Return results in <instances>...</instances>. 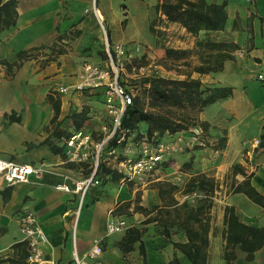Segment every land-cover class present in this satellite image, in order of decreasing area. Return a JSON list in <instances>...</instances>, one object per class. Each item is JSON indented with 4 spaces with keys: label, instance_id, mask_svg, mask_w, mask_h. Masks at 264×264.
I'll use <instances>...</instances> for the list:
<instances>
[{
    "label": "crops",
    "instance_id": "1",
    "mask_svg": "<svg viewBox=\"0 0 264 264\" xmlns=\"http://www.w3.org/2000/svg\"><path fill=\"white\" fill-rule=\"evenodd\" d=\"M10 1L14 4L8 6ZM195 1L203 9L220 6L226 16L223 30L200 32L199 35L209 33L210 37L236 46L237 55L224 63L222 71L199 78L208 86L232 88L230 98L205 108L199 113V120L212 130L225 131L228 151L236 152L238 145L243 149L241 153L246 151L247 161L236 160L225 169L237 166L234 185L247 180L264 197V149L260 147L261 152L256 155L253 144L242 145L247 138L253 137L249 133L252 115L256 114L254 127L258 129L254 135L259 136L255 140L261 142L264 126V98L256 104L253 95L255 90L264 92V84L256 80L257 74H264V0ZM161 2L163 0L1 1V5H5L4 11L10 13L3 19L14 25L0 30V60L15 63L19 52H27L30 58L12 78H8L6 69L0 66V159L40 168L44 173L40 180L31 176L27 184L8 186L0 181V264L25 262L27 252L17 221L24 211L35 214L47 239L42 247L44 257L54 264H73V234L81 255L94 241H100L103 264H191L184 251L174 247V244L189 245L184 220H180L183 233L179 240L166 231L161 233L154 226L156 222L148 220L150 212L147 208L144 216L135 210L132 203L135 190L131 191L130 182L113 181L101 174L95 176L100 184L90 187L80 198L74 191L75 184L88 178L93 171L89 146L82 150L87 152V159L78 163L70 161L66 147L63 148L69 139L51 138L53 132L73 137L83 132L91 135L99 128L100 118L91 112L103 108L102 101L82 100L75 95L59 96L54 91L76 84L85 64L101 67L105 60V41L111 45L122 44L126 50L148 48L153 52L160 51L159 54L164 56L163 49L152 47L153 29L168 32L176 27L177 35L181 37H176L173 43L181 49L187 47L186 38L182 37L192 35L156 11ZM238 52L242 55L238 56ZM48 96L60 103V113L54 124L51 123L54 113ZM86 107L91 112L85 114L82 129L75 131L68 118L75 112H86ZM59 122L62 123L57 128ZM88 122L96 127L90 129ZM66 126L68 128L64 130ZM48 138L52 145L62 149L60 153L50 150L45 143ZM103 164L112 170L113 163L104 159ZM218 169H214L216 175L210 178L215 183L219 179ZM160 181H164L163 178L157 177L147 184L160 185L163 183ZM57 186L69 190H59ZM218 195L216 191L212 198L214 204L208 221H202L208 224V243L202 246L204 264H264V245L253 253L251 260H247V253L240 244L228 246L224 239L225 208H232L241 224L264 230V207L243 193L232 191ZM112 216L124 218L130 229L139 233L131 249L120 246L128 236L126 230L107 234V223Z\"/></svg>",
    "mask_w": 264,
    "mask_h": 264
},
{
    "label": "rangeland",
    "instance_id": "2",
    "mask_svg": "<svg viewBox=\"0 0 264 264\" xmlns=\"http://www.w3.org/2000/svg\"><path fill=\"white\" fill-rule=\"evenodd\" d=\"M160 24L161 23L156 25L160 26ZM177 34L176 27L170 29L168 32L162 31V29L158 28L153 29L154 44H152V47H154V49H163L164 56L159 54L160 51L153 52L148 48L142 51L139 48L126 50L124 46L120 44L125 53L121 57L123 61V68L119 71L118 81L124 88H126V90L131 92L133 98L139 97L141 99L145 110H152L149 107L150 97L147 92L148 85L144 83L145 80L151 77L183 79L186 74L193 71L195 66L199 65L200 54L203 58L207 56V50L197 49L196 42L200 40L204 41L206 39L224 42L217 40L215 37H210L209 33L198 35L195 39L193 36H183V39L186 38L184 42L187 47L185 49H181L180 45L173 43V40L176 37H181V35ZM168 42L171 43L168 44ZM114 46L115 44L111 45L105 41L104 48L106 58L100 67L101 69L109 70L107 50L113 54L112 49ZM166 48H172L174 50H187L188 53L180 60H166ZM227 50L231 51L230 54L234 57L237 56L236 49L229 50L227 48ZM129 55H131V57H129ZM191 77L200 78L201 76L192 73ZM74 85L64 87L67 88L66 94L60 93L58 91L59 88H57L54 93L59 96L75 95L82 100L102 101L101 103L103 104V108L100 107L98 111L94 110L91 112L89 107H86L88 108L86 113L94 112L95 114H98L100 118L99 128L97 127L90 135L89 150L91 155H89V158H91L93 162V146L102 138L101 127L109 122V118L104 107V93L103 90H77ZM253 95L257 100L256 104L264 98V92L257 90L254 91ZM166 111L171 113V118L174 122H176V124L188 126L191 129H200L201 137L204 141L203 145H196L192 148H183L182 151L172 157H169L150 174H146L141 179L131 181L130 188L131 191L135 190L132 202L135 204V207L140 206L147 208L150 212L148 220L156 222L154 226L158 228V231L161 233L166 231L169 235H172L173 239L179 240L180 235L183 233L182 228H180V220H184V225H192L194 228H196L197 225L191 220L193 214L198 215L202 221H208L209 214L211 213V209L214 204L212 200L214 193L217 191V193H219L218 196H224L228 193H232L233 191L234 173L238 171V169L235 165H232L228 169H225V166H228V164L234 163L239 159L247 161V156L245 154L246 151L241 153L243 149L240 145L237 146V151H240L239 153L237 151L234 152V150L233 152L228 151V149H226L227 138L225 131L220 129H210L206 123L199 120V112L191 108L181 109L171 107L166 109ZM251 117L252 119L250 120L251 126L249 128V133L253 135V137L247 138V141L244 142V144L242 143L243 146L247 145V147L252 146L255 138L259 137L258 135H254L258 130L256 126L254 127V123L256 124V114ZM67 125L72 126L71 123H68ZM88 125H90V129H94L96 127L92 125L91 122H88ZM67 128L68 127L66 126L64 130ZM138 128L141 132H145L146 125L141 123L138 125ZM81 135H85V133L83 132ZM64 147H67L66 143H64L63 148ZM107 152L108 150L105 149L103 154L100 155V163H102L103 159H105V162H115L114 157L112 155H108ZM260 152V146L256 147L254 154L258 155ZM217 167L220 168L218 169L219 174L217 173V175H219V179L217 180V183L213 182L212 187L208 184L203 188H196V186H193L190 182L193 178L198 176L212 178L211 176L216 175L215 170ZM157 177L163 178L164 181L160 182L176 186L177 190L173 191L170 187L166 185H159V183L147 184L150 180ZM160 186L161 193H159ZM193 195L195 196L192 197V199L181 203V198L183 196ZM142 216H144L143 213Z\"/></svg>",
    "mask_w": 264,
    "mask_h": 264
},
{
    "label": "trees",
    "instance_id": "3",
    "mask_svg": "<svg viewBox=\"0 0 264 264\" xmlns=\"http://www.w3.org/2000/svg\"><path fill=\"white\" fill-rule=\"evenodd\" d=\"M0 0V30L6 29L13 23H6L5 19L10 14L8 10L4 11L5 5H1ZM14 2H8V6L13 5ZM156 11L164 15L168 22L177 23L186 30L187 33L193 37H197L200 32H219L223 30L226 16L220 6L211 5L203 9L195 0H163L156 6ZM224 41V40H221ZM197 49H206L207 56L203 58L200 54V63L193 68L191 73L185 75L183 79H168L163 77H151L144 81L148 85V95L150 97L149 107L152 110H145L139 97L133 98L132 104L128 106L122 118V128L128 129L139 137L140 133L146 136L147 140H160L165 133L176 134L178 132H187L191 128L188 126L176 124L171 118V113L166 111L171 108H191L197 112H202L211 104L226 100L232 95V88L230 87H216L208 86L202 83L199 78H192L191 74L195 73L198 76L215 74L222 71L224 63L233 60L231 49H236V46L224 42L212 41L210 39L200 40L196 42ZM187 50H174L172 48L165 49L166 60H180L187 54ZM30 58L27 52H19L17 54V61L15 63H8L5 60H0V66L6 69V76L12 78L15 72L20 68L22 63ZM106 58V55H105ZM48 101L53 109V118L51 123L54 124L60 113L59 100H55L52 96H48ZM166 111V112H165ZM85 110L79 113H73L68 119L72 121L75 126V131H79L80 127L85 122ZM62 122L57 124V128ZM145 124V132H141L138 128L139 124ZM205 125V124H203ZM206 126V125H205ZM135 138V140L137 139ZM51 138L58 140H67L71 138V134H62L53 132ZM45 143L54 153H60L61 148H56L52 145V141L48 138ZM114 147V143L110 142L106 150ZM260 147L264 149V126H262V136ZM104 160V159H103ZM102 163H98L95 176H109L113 181L122 179V174L112 171ZM196 188H203L208 184L212 187L214 180L205 176H198L190 181ZM173 191L177 187L171 184L162 183ZM161 193V186L159 188ZM233 193H243L252 202L264 207V197L260 196L251 186L249 181H244L240 184L234 185ZM137 212L145 213L147 210L143 207H135ZM191 220L197 224V228L192 225H184L185 235L187 237L188 246H181L174 244L175 248H180L186 254L191 264H204L202 258V246H205L207 241L208 224L203 223L198 215L192 216ZM224 224L226 229L224 232V239L226 244L235 245L240 244L241 249L246 251L247 260H251L253 253L264 245V230H254L241 224L233 213L232 208H225L224 210ZM127 238L120 244L121 248L125 250L131 249L134 241L138 240L139 233L134 229L127 230Z\"/></svg>",
    "mask_w": 264,
    "mask_h": 264
},
{
    "label": "built area",
    "instance_id": "4",
    "mask_svg": "<svg viewBox=\"0 0 264 264\" xmlns=\"http://www.w3.org/2000/svg\"><path fill=\"white\" fill-rule=\"evenodd\" d=\"M111 54L107 50V59L109 70L101 69L92 64H85L82 73L78 77L74 87L77 90L91 89L103 90L104 107L109 118L108 124L101 127L102 138L94 145L95 153L93 157L92 174L75 184L74 191L80 194L82 198L85 192L94 186L100 184L95 178L96 169L99 163V157L103 154L105 148L110 142L114 147L108 150L107 154L114 157L115 162L110 168L113 171L122 174V180L131 182L135 179H141L146 174H150L169 157L178 154L184 147L192 148L202 146L203 140L201 130L193 128L187 132H178L176 134L165 133L160 140H147L146 136L122 128V118L128 106L132 104L133 95L126 90L118 81L119 71L123 68L122 56L125 51L120 44L112 49ZM242 53L238 52V56ZM131 57V55H129ZM114 58V59H113ZM257 82L264 84V74L256 75ZM60 93L66 94L67 88L60 87ZM137 139L135 140V138ZM167 138V139H166ZM90 135H81L71 137L66 145V154L70 161L83 162L87 159V152L82 150L89 146ZM255 147L260 145V140L253 142ZM44 170L33 168L28 165H18L13 162L0 159V181L12 186L18 183H28L30 177L40 180ZM56 189L68 191L65 186H57ZM193 196H183L181 203H184ZM18 229L22 235V242L26 247L27 256L23 264H54L44 257L42 247L47 243L45 234L37 223L36 216L31 211L22 212L18 218ZM130 228L128 222L121 217L112 216L107 223V234L127 231ZM103 247L100 241H94L87 251L81 255L78 253L75 236L72 238V263L73 264H103Z\"/></svg>",
    "mask_w": 264,
    "mask_h": 264
}]
</instances>
